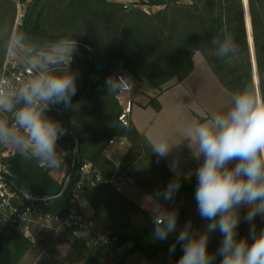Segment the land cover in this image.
Masks as SVG:
<instances>
[{
	"label": "trees",
	"instance_id": "1",
	"mask_svg": "<svg viewBox=\"0 0 264 264\" xmlns=\"http://www.w3.org/2000/svg\"><path fill=\"white\" fill-rule=\"evenodd\" d=\"M136 1L161 8L147 14L139 7L129 10V6L118 1L34 0L18 31L34 40L69 37L77 41V51L70 63V70L78 75V91L72 98V108L58 105L60 111L48 115L63 124L76 120L81 157L92 161L104 179L109 178L116 170V163L106 157L105 150L112 137L124 136L131 145L129 153L136 151L133 157L139 163L147 161L152 167L153 177L148 182L163 190L173 178L166 161L152 154L149 140L133 123L126 127L118 120L121 108L115 95L107 94L104 82L114 71L127 70L146 79L152 88L161 89L173 79H186L194 70L195 53L201 52L219 81L232 93L245 82L254 84L245 11L243 0ZM248 8L259 91L264 92V0H248ZM15 16V1L0 0V73L7 53L3 30L13 31ZM222 32L230 34L240 49L231 66L208 54L213 51L212 38ZM151 104L156 111L161 109L156 99ZM9 162L16 189H28L39 195L60 191L61 185L52 172L41 168L35 160L21 157L15 150ZM123 168L122 160L120 169ZM136 182L143 186L142 179ZM195 188L196 177L182 176L181 187L174 202H169V210L175 208L180 213L182 194ZM87 198L95 210L96 223H102L107 215L111 249L130 244L129 253L138 251L149 259L159 252L169 253L175 235L170 234L164 242L154 241L152 223L140 231H130L128 210L134 203L115 185L109 182L89 185ZM74 240V246L85 247L83 238ZM32 247L20 231L7 226L0 232V264H19ZM181 254V247L177 245L168 264H175ZM95 256H88L85 264H94ZM95 264L103 263L96 261Z\"/></svg>",
	"mask_w": 264,
	"mask_h": 264
},
{
	"label": "clouds",
	"instance_id": "2",
	"mask_svg": "<svg viewBox=\"0 0 264 264\" xmlns=\"http://www.w3.org/2000/svg\"><path fill=\"white\" fill-rule=\"evenodd\" d=\"M3 35L5 51L29 75L19 79L0 76V146L15 149L41 167L58 169L63 163L58 140L68 134V128L47 113L51 106L72 108L78 75L70 70V63L77 41L69 37L34 40L7 28ZM211 43L213 51L208 54L231 66L240 51L233 37L222 32ZM104 87L108 95H120L133 91L135 82L127 73L114 71ZM70 124L75 126L76 120ZM186 140L184 145L199 165L188 177H196L197 214L207 223L198 231L189 219L178 230V211L162 207L161 201L174 202L181 187V173L170 166L173 178L152 197V239L164 242L177 233L169 247V254L177 245L181 247L175 264H216L217 257L219 264H264V227L256 226L257 217L264 220V92L245 82L233 93L226 110L206 121L192 122ZM175 147L163 136L151 143L158 159L169 157ZM44 200L53 202L50 194ZM241 209H246L243 216ZM242 222L249 225L245 236L239 235ZM216 232L222 239L210 252V237Z\"/></svg>",
	"mask_w": 264,
	"mask_h": 264
},
{
	"label": "rangeland",
	"instance_id": "3",
	"mask_svg": "<svg viewBox=\"0 0 264 264\" xmlns=\"http://www.w3.org/2000/svg\"><path fill=\"white\" fill-rule=\"evenodd\" d=\"M14 1L16 3V16L13 31H18L23 24L24 16L28 13L30 4L34 0ZM109 1L123 3L125 6H129V10L133 7H139L147 14L155 13L161 8V6L151 7L141 4L136 0ZM184 1L189 2L190 0ZM20 15H22L21 19ZM123 73H127L135 82L132 91L135 102L131 123L135 122L136 124H134L135 126L138 125V129L143 130V132L146 131L153 142L157 137L163 136L170 143L177 145L172 152L177 151L181 155L178 160L179 166L183 174L187 175L185 177H189L188 175L193 173L199 166L198 162L192 158L190 150L184 145L187 142L186 135L189 125L192 122L206 121L215 113L226 110L231 104L232 91L219 81L201 52L195 53L194 70L186 79L183 81L173 79L163 85L161 89L152 88L146 79L134 76L127 70H124L121 74ZM153 99L160 103L161 109L159 111H156L151 104ZM130 147L129 143L123 150L112 149L105 152L106 157L116 163L115 172L106 179L134 203L128 210L132 223L130 231H140L152 223L150 208L155 204L152 197L155 195L157 187L154 183L150 184L148 182L153 177L150 164L147 161L139 163L138 158L133 157L136 151L129 153ZM122 160L124 168L120 169ZM9 164L11 165L10 162ZM136 179H142L143 186L137 184ZM194 193L195 191H185L182 194L177 221L178 230L189 219L192 221L193 228L198 231H202L207 223L197 214ZM86 200L87 205L84 211L92 221V228L88 233L80 236L84 239L85 247L76 244L74 246V237L69 236L66 231L45 232L41 235V242L48 254L41 256L38 249L32 247L19 264H43L42 260L45 258L47 260L45 263L51 264H85L90 255H96L93 260L94 264L96 261L103 264H120L122 261L124 264H139L142 261H152L153 264H168L170 262V254L164 251L149 259L138 251L129 253L130 244L116 250L111 249L109 239L111 231L107 215L102 223H96L95 210L89 198ZM160 203L162 207L169 210V203L164 204L162 201ZM245 212L246 209H241L242 216ZM256 226L257 229L264 227V220L257 217ZM6 229L7 226L0 222V232ZM248 229L249 225L242 222L239 227V235H247ZM176 234L173 233L175 236ZM221 239L219 232L211 235L209 241L210 252H214L218 248ZM219 259L220 257H217L216 262Z\"/></svg>",
	"mask_w": 264,
	"mask_h": 264
},
{
	"label": "built area",
	"instance_id": "4",
	"mask_svg": "<svg viewBox=\"0 0 264 264\" xmlns=\"http://www.w3.org/2000/svg\"><path fill=\"white\" fill-rule=\"evenodd\" d=\"M19 17L21 19L22 15ZM26 75L29 73L20 68L11 52H7L0 76L19 79ZM115 98L121 108L118 120L127 127L131 124L135 102L132 91L115 95ZM59 111L58 105L51 106L48 113ZM50 117L58 120L52 115ZM64 125L68 128V134L58 140V151L63 153L61 167L50 169L39 165L45 170H50L61 185L58 193L50 195L53 198L51 204L44 200L48 195L34 194L28 189L19 190L13 186L9 160L15 149L0 146V222L20 231L32 246L38 249L41 256L48 254L41 242V235L45 232L55 233L63 230L75 238L90 231L92 221L84 211L87 205V187L109 182L96 170L92 161L81 157L76 126L70 123ZM128 144L126 137L114 136L109 140L105 152L112 149L123 150ZM53 208H57V211H53Z\"/></svg>",
	"mask_w": 264,
	"mask_h": 264
},
{
	"label": "water",
	"instance_id": "5",
	"mask_svg": "<svg viewBox=\"0 0 264 264\" xmlns=\"http://www.w3.org/2000/svg\"><path fill=\"white\" fill-rule=\"evenodd\" d=\"M244 4V11H245V25H246V31H247V37H248V44H249V50H250V57L252 61V69H253V79L254 84L259 91L258 88V76H257V64H256V58H255V50H254V43H253V36H252V27H251V19L249 14V8H248V0H243Z\"/></svg>",
	"mask_w": 264,
	"mask_h": 264
},
{
	"label": "crops",
	"instance_id": "6",
	"mask_svg": "<svg viewBox=\"0 0 264 264\" xmlns=\"http://www.w3.org/2000/svg\"><path fill=\"white\" fill-rule=\"evenodd\" d=\"M135 123V122H134ZM133 123V124H134ZM136 124V123H135ZM134 124V125H135ZM137 129L139 128L138 127V125H136L135 126ZM139 130V132H142L141 134L142 135H144L151 143L153 142V140H151V138H149V136L147 135V133H146V131H144L143 132V130L141 131L140 129H138ZM179 151V150H178ZM180 154L177 152V151H174V153L172 152L171 154H170V156L169 157H167L166 159H164L165 161H166V163H167V166H168V168L170 169V166H172V167H175L176 168V170L179 172V173H181V177L183 176V177H185V176H187V175H185V174H183V172L181 171V168H180V166H179V158H180ZM171 171V170H170ZM172 172V171H171ZM172 174H173V172H172ZM189 176V175H188ZM191 176H193V177H195V175H191ZM36 248V247H35ZM46 259V258H45ZM45 259H43L42 260V263L43 264H51V263H45V262H47V260H45ZM142 261V260H141ZM127 262V261H126ZM127 264H129V263H127ZM139 264H153L152 263V261H142L141 263H139Z\"/></svg>",
	"mask_w": 264,
	"mask_h": 264
}]
</instances>
